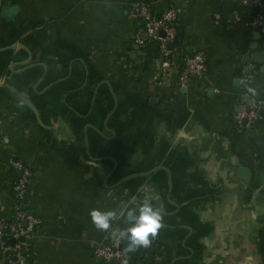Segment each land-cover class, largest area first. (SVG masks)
Masks as SVG:
<instances>
[{"label": "crops", "instance_id": "0c3cea01", "mask_svg": "<svg viewBox=\"0 0 264 264\" xmlns=\"http://www.w3.org/2000/svg\"><path fill=\"white\" fill-rule=\"evenodd\" d=\"M138 2L178 10L170 47L180 63L204 52L202 76L156 82L158 44L144 33L139 45L130 17ZM256 14L241 0H0V219L22 161L23 206L41 220L27 264H103L95 247L146 194L163 227L128 264H264V112L249 128L234 118L241 94L264 105ZM93 209L116 213L107 232Z\"/></svg>", "mask_w": 264, "mask_h": 264}, {"label": "built area", "instance_id": "2783aa9c", "mask_svg": "<svg viewBox=\"0 0 264 264\" xmlns=\"http://www.w3.org/2000/svg\"><path fill=\"white\" fill-rule=\"evenodd\" d=\"M245 5H252L257 10L255 21L259 23L264 18L263 0H241ZM130 17L139 22L135 39L139 45H144L143 34H148V42H157L160 58L157 60L155 80L159 85L177 84L186 86L193 77L202 76L206 71L207 57L204 52L186 54L180 63L179 53L170 44L179 38V15L176 8H168L161 13H155L149 3L138 2L130 11ZM264 105L250 94H241L238 108L234 113L237 123L249 128L263 116ZM14 168L21 175L13 182L14 212L10 219H0V240L7 254L4 264H27L29 254V239L40 224V218L23 206L32 172L22 161H13ZM134 223V222H133ZM130 226L113 227L105 242L94 249V254L103 260V264H128L134 258L132 252H126L119 233ZM112 234H115L113 236ZM15 239L10 245L9 240Z\"/></svg>", "mask_w": 264, "mask_h": 264}, {"label": "clouds", "instance_id": "9594fccd", "mask_svg": "<svg viewBox=\"0 0 264 264\" xmlns=\"http://www.w3.org/2000/svg\"><path fill=\"white\" fill-rule=\"evenodd\" d=\"M154 197L146 194L143 203L139 207V215H135V211L127 213L128 219L134 221L131 227H127L119 233L120 239L127 241L126 252H134L139 248H148L151 246L153 239L163 227L161 210L152 203ZM91 220L99 231L107 232L112 221L115 220L116 213L113 211H100L93 209L90 212ZM115 236V234H112Z\"/></svg>", "mask_w": 264, "mask_h": 264}, {"label": "water", "instance_id": "95a60500", "mask_svg": "<svg viewBox=\"0 0 264 264\" xmlns=\"http://www.w3.org/2000/svg\"><path fill=\"white\" fill-rule=\"evenodd\" d=\"M17 9H18V7H15V6H14V8H11V9L10 8H4L2 14L4 16L12 17ZM263 24H264V20H263ZM261 57H262L261 53H255L253 59H254V62H256L258 64L255 67V70H260V74L257 75V79L260 82H263L264 81V66H261V67L259 66V63L262 62ZM250 60H251V56L249 55L246 57V61L248 62ZM246 70H248V72H251L252 69L250 67H247ZM10 241L12 243H15V239H13V238ZM100 259L102 260V258H100Z\"/></svg>", "mask_w": 264, "mask_h": 264}, {"label": "trees", "instance_id": "16d2710c", "mask_svg": "<svg viewBox=\"0 0 264 264\" xmlns=\"http://www.w3.org/2000/svg\"><path fill=\"white\" fill-rule=\"evenodd\" d=\"M123 245H124V247H127V241H126V240H124ZM132 253H133V255H134V252H132Z\"/></svg>", "mask_w": 264, "mask_h": 264}]
</instances>
